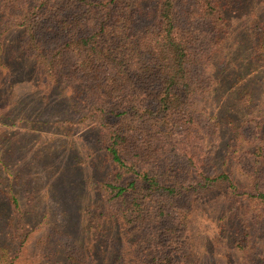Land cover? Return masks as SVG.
Listing matches in <instances>:
<instances>
[{
  "label": "trees",
  "instance_id": "obj_1",
  "mask_svg": "<svg viewBox=\"0 0 264 264\" xmlns=\"http://www.w3.org/2000/svg\"><path fill=\"white\" fill-rule=\"evenodd\" d=\"M143 1L0 0V68L7 32L22 29L19 44L40 84L82 96L112 165L96 184L106 213L93 215V233L112 244L109 216L130 236V256L117 247L113 264H199L191 244L195 201L217 187L251 216L234 244L244 264H264V120L230 122L231 158L249 182L240 192L232 173L214 165L220 122L200 107L213 87L209 67L228 33L230 0H159L155 19ZM6 200L22 224L17 196ZM29 245L27 232L9 234L0 240V264H43L45 255ZM67 257L95 264L83 251Z\"/></svg>",
  "mask_w": 264,
  "mask_h": 264
},
{
  "label": "rangeland",
  "instance_id": "obj_2",
  "mask_svg": "<svg viewBox=\"0 0 264 264\" xmlns=\"http://www.w3.org/2000/svg\"><path fill=\"white\" fill-rule=\"evenodd\" d=\"M158 2L142 3L150 19ZM225 14L228 33L209 67L213 87L201 97L200 107L220 122L219 142L210 148L214 165L230 171L242 192L249 182L231 158L230 122L240 126L249 119L264 120V0H230ZM22 32H7L1 54L0 240L27 232L29 252L45 255L43 264H80L67 257L76 251L95 264H113L117 247L130 256V236L109 216L104 227L112 244L93 233V215L106 213L96 184L112 170L100 131L86 121L81 95L40 84L35 61L21 50ZM7 193L21 204L22 224L13 222ZM250 224L245 204L226 187L197 199L191 244L199 264H244L246 254L234 244Z\"/></svg>",
  "mask_w": 264,
  "mask_h": 264
}]
</instances>
